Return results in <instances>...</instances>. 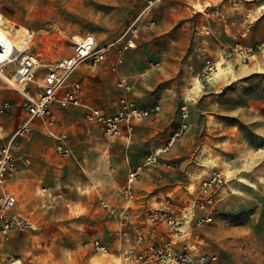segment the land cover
<instances>
[{
    "label": "rangeland",
    "instance_id": "374dc122",
    "mask_svg": "<svg viewBox=\"0 0 264 264\" xmlns=\"http://www.w3.org/2000/svg\"><path fill=\"white\" fill-rule=\"evenodd\" d=\"M0 13L37 33L33 49L43 64L69 57L73 36L94 34L104 44L137 20H153V28L140 32L139 51L129 60L126 55L123 71L133 83L130 98L144 109L159 106L170 121L153 134L155 141L139 142L127 164L124 146L102 126L87 122L83 108L56 105V131L68 134L76 157L64 158L40 122L33 123L28 137L15 138L26 114L21 97L0 80V107L6 101L15 106L12 114L0 116V146L13 140L19 166L10 189L37 226L13 236L8 244L13 253L7 250L12 258L26 257L30 264L34 251L45 255V264H63L72 261L69 248L105 241L114 227L101 200L120 205L129 166H155L147 159L164 150L158 161L182 170L172 181L183 179L186 198L212 172L226 180L213 223L191 225L188 242L201 253L218 255L219 264H264V0H0ZM13 26L23 42L26 30ZM156 65L167 68L170 78L155 84ZM118 79L111 64L81 66L71 77L80 82L84 102L108 115L120 108ZM142 91L149 99L141 98ZM165 94L169 98L163 99ZM184 107L189 127L181 131ZM157 116L136 124L143 121V129H150L148 119ZM93 264L118 262L104 254Z\"/></svg>",
    "mask_w": 264,
    "mask_h": 264
},
{
    "label": "built area",
    "instance_id": "2783aa9c",
    "mask_svg": "<svg viewBox=\"0 0 264 264\" xmlns=\"http://www.w3.org/2000/svg\"><path fill=\"white\" fill-rule=\"evenodd\" d=\"M140 19V18H139ZM134 22L120 37L101 43L94 34L73 36L72 54L55 63L43 64L40 54L34 51L37 33L8 20L0 13V80L7 89L19 95V106L26 114L16 137L30 135L35 121L40 122L47 135L56 140L55 152L64 158H76L69 136L65 131L57 132L58 119L54 112L56 105L82 107V88L71 77L81 66L97 68L112 65L117 74L124 64L126 55L139 47L141 30L155 26L153 20ZM17 25L26 30L18 42ZM209 70H212L209 62ZM42 67L44 69H42ZM155 67H158L156 65ZM27 85L32 90L26 89ZM117 88L120 90L119 111L108 115L92 106H85V119L89 123L103 127L107 136L129 140L135 132L137 121L155 117L160 107L142 109L130 98L132 86L128 78L119 76ZM15 106L6 101L0 107V116L12 114ZM189 127V113L182 109L181 131ZM13 142V140H12ZM12 142L0 146V264H22L4 251L13 236L18 232L35 231L37 226L19 208V198L10 189V181L18 174V159L12 152ZM160 151L147 159V165L158 164ZM168 168L171 164L165 163ZM139 170H131L122 190L124 204L116 205L101 200V210L108 222L116 223L117 228L105 240L89 241V246L98 253L113 255V250L124 249L120 264H219L216 254L201 253L197 246L188 242V228L191 225L204 227L213 223L212 212L215 209L219 191L226 184L222 173L212 172L205 177L198 190H194L187 206L179 211L171 207L148 209L134 213L133 206L141 199L134 185L140 177ZM168 204L171 198H168ZM165 230V238H159Z\"/></svg>",
    "mask_w": 264,
    "mask_h": 264
},
{
    "label": "crops",
    "instance_id": "0c3cea01",
    "mask_svg": "<svg viewBox=\"0 0 264 264\" xmlns=\"http://www.w3.org/2000/svg\"><path fill=\"white\" fill-rule=\"evenodd\" d=\"M140 46L138 47V49L136 50H132L127 54V59H131L135 56L136 52L139 51ZM159 65V63H158ZM102 67V66H101ZM160 67V66H159ZM154 67L153 69H157L156 71H158V73L156 72V82L155 84L159 83V82H163L166 81L167 79L170 78V76L168 75V69L165 67ZM124 66L121 67L120 69V73L118 74V77L124 76L126 78H128L129 82L133 85L132 80L130 78V76L128 74H126L123 70ZM95 69V68H94ZM144 74H139L140 78L141 75L142 77H144ZM144 82V80H142ZM155 84H152V86H150L152 89L155 87ZM141 98H148V91H142L141 92ZM165 98H169L166 94L164 95L163 99ZM133 100V98H131ZM149 99V98H148ZM136 104L137 102L135 100H133ZM81 102H82V107L84 109L85 112V106H92L95 107L97 109H100L94 105H90L86 102H84V92H82L81 94ZM137 106L139 108L144 109L143 107H141L140 105L137 104ZM101 110V109H100ZM148 120H152V122H150V129H143V126L145 125V123H143V121L138 122L136 124L135 127V133L132 136L131 139L126 140V139H116V142L119 144H122L124 146V148L126 149L125 152V161L127 164L130 163L131 158H132V153L135 147H137L139 145V142L141 143H146L148 141H150L152 139L153 140V134L154 133H158L159 131H164L168 125L170 124V121L168 118H166L164 116V114H159V116H157L156 118L153 119H148ZM148 125V124H147ZM174 140V142L176 141V138H173L172 141ZM173 142V143H174ZM154 143V142H153ZM172 143V144H173ZM142 167H132L131 165L129 166V172L131 170H137V169H141ZM142 168L140 171V177L139 179L136 181L134 188L136 190V192L141 193L143 195V197L137 201L135 203V205L133 206V210L134 213L136 214L137 212H143L148 209H161L164 207H171V209H173V211H179L180 209L184 208L185 206H187L188 202L190 201V198H186L185 196H183L181 194V188H183V184H185V182H183L182 178H179L178 180L172 181V178H174L175 175H178L180 177L182 170L181 169H173V168H168L165 164L164 161H159V163L155 166H152L150 168H146L144 169ZM188 174L190 173V171H187ZM191 174V173H190ZM128 179V177H127ZM188 191L191 192L190 187H188ZM168 198H171V201L169 202L170 204H168ZM124 199L122 198L120 200V205L122 206ZM125 202V201H124ZM73 206L74 203H72L71 201L69 202V207L71 208V210H73ZM89 207H87V205H85V209L87 210ZM110 223V222H109ZM112 226L115 228H117L116 223H111ZM113 229V230H114ZM159 238H165V230L164 233L161 234V236H159ZM129 248V244L126 243L124 246V249L121 250L119 247L114 248L113 250V255H106L109 256L111 258L114 259L115 262H118V264H120V259L122 258L123 252ZM7 250H9V253H13V246L12 244L8 245V246H4V251L7 252ZM68 253L70 255L71 258V262L67 261L66 263L63 264H93V260L94 258H96L99 255H104V254H100L98 252H96L94 249L90 248L89 246H80V248H69L68 249ZM31 255L33 256V258H30V264H45L44 262V257L45 255H40V254H36L34 251L31 252ZM60 258H58L59 260ZM26 257H24L23 259H21L22 264H26Z\"/></svg>",
    "mask_w": 264,
    "mask_h": 264
},
{
    "label": "bare ground",
    "instance_id": "6f19581e",
    "mask_svg": "<svg viewBox=\"0 0 264 264\" xmlns=\"http://www.w3.org/2000/svg\"><path fill=\"white\" fill-rule=\"evenodd\" d=\"M10 25L12 26V28L15 29V26H13L12 24H10ZM16 34H17V36H18L17 30H16ZM18 42H20V41L18 40ZM197 88H200L199 83H197ZM198 90H199V89H198ZM159 151L161 152V151H164V150H159Z\"/></svg>",
    "mask_w": 264,
    "mask_h": 264
}]
</instances>
